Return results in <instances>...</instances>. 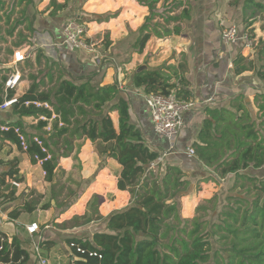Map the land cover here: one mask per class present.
Listing matches in <instances>:
<instances>
[{
  "label": "trees",
  "instance_id": "1",
  "mask_svg": "<svg viewBox=\"0 0 264 264\" xmlns=\"http://www.w3.org/2000/svg\"><path fill=\"white\" fill-rule=\"evenodd\" d=\"M8 1L12 2L10 8H6ZM32 1L0 0V21L4 20L5 24L10 23L15 6L24 4L19 8L18 17L12 19L11 28L6 29L8 36L25 22L23 18H27L26 9ZM67 1L51 0L50 14L65 8ZM138 1L147 7L148 13L132 44L137 53L143 50L151 34L157 37L180 34L182 20L190 18L194 7L191 0H188L190 5L184 0H170L168 6L165 4L167 0H163L159 8L156 4L160 0ZM242 9L245 14L253 9L246 16L247 26L257 13L264 12V2L244 0ZM31 17L24 29L29 36L24 37L19 31L18 36L25 40L34 32L32 21L36 15ZM170 24L173 25L169 27ZM237 27L245 29L240 25ZM20 38L13 46L24 42ZM0 40L5 41V37L1 36ZM257 46L255 53L248 55H242L240 43L230 47L232 52L238 51L232 60V67H235L231 73L235 80L254 75L264 82V41ZM7 51L13 54L11 48ZM39 57L40 53L37 54ZM54 61L39 69L37 74L29 75L31 83L27 90L8 106L17 120L1 123L8 128L0 129V139L21 150L19 133L24 138L25 152L31 163L37 162L35 156L42 159L40 165L45 181L50 184V198L59 212L83 192L80 182L69 177L61 182L65 174L59 164L61 157L77 160L81 140L89 139L101 166H108V159L116 163L117 168L112 167V171L117 178V188L129 192L130 202L105 218L101 215L93 217L98 213L100 198L92 196L89 202L92 211L82 217L84 222L103 221L104 231L94 232L90 239H66L68 245L73 243L71 250L77 257L76 264H264V177L246 172L264 167V92L253 95L256 115L252 114L240 91L224 96L218 105L205 107V117L191 144L196 161L201 162L205 170L193 179L180 167L162 160L161 153L145 143L140 129L130 121L129 103L123 97L118 81L101 85L92 82V75L68 79L65 78L68 77L67 70L60 62ZM25 64L29 65L28 59ZM6 79V76L0 79V105L15 95L12 88H5ZM239 84L241 86V82ZM130 85L143 92L144 100L149 93L173 92L179 99L194 101L186 87L187 81L176 72L135 70ZM112 112L117 113V126L113 124ZM24 117L35 120L30 126L33 131L27 130L22 120ZM48 125L50 128L46 130ZM34 137L41 140L46 151H42ZM47 154L49 157L44 159ZM12 162L0 172V205L17 198L16 187L9 179L22 181L17 164ZM226 178L232 180V184L220 207L217 195H213L206 203L196 206V214L191 218L181 215L180 197L194 185L198 189L202 182L217 184L219 179ZM66 181L76 187H66ZM245 185L255 190L251 197L232 190ZM249 188L246 192L250 191ZM34 203V200L24 201L9 211V218L16 219L22 212H32ZM48 207L49 203L43 205V208ZM78 219L80 217H73V221ZM76 247L84 253L76 252ZM92 252L101 257L89 255ZM39 263L40 258L31 243L21 241L16 235L8 237L0 229V264Z\"/></svg>",
  "mask_w": 264,
  "mask_h": 264
},
{
  "label": "crops",
  "instance_id": "2",
  "mask_svg": "<svg viewBox=\"0 0 264 264\" xmlns=\"http://www.w3.org/2000/svg\"><path fill=\"white\" fill-rule=\"evenodd\" d=\"M50 1L43 0L42 7L43 9L46 7V13H38V16L33 20L32 27L34 28V32L29 39L34 44V50L33 55L28 59L29 65H27V68L24 66L21 68L19 65L14 68L10 67L9 69V66L6 64H10V61L5 63V66H0L2 69L0 71V79L2 76H6V82L17 71L20 75L17 82L9 87L15 91L13 97L17 98L27 90L31 83V79H29L31 73L37 74L39 69L46 68L48 64L55 62L54 60L60 62L67 70L68 77L65 76V78L68 79L92 75V82L100 83L101 85L118 81L122 89L121 93L129 103L130 121L140 129L149 148L159 151L162 160L168 161L173 154L176 155L177 158L173 161V164L189 174L191 178L197 179L203 173L205 167L201 162L196 161L193 151L190 153L188 150H192L191 144L195 141L201 121L205 117V107L218 105L225 98V91L223 89L227 82L228 62L232 63L230 57L232 53L231 48L226 47L221 42L220 32L217 29H210V25H207L210 14V12L208 13L210 8L209 0H198L197 6L192 8L188 20L192 21L196 17L197 20L194 25L187 26L186 23H183L181 32L178 35L171 34L157 37L151 34L143 50L139 53L133 51L132 44L138 35V27L147 15V7L136 2L137 0H134L135 3L131 0H87L85 2L82 6L84 8L83 14L89 16L91 19H86L89 20L87 22L89 27L88 32L98 42L95 53H89L85 50L71 52L62 46L63 26L68 20L72 19L68 17L74 11L67 3L66 7L62 10L50 14L52 10ZM57 1L61 2V0ZM121 7L122 9H120ZM38 10L40 11L41 8ZM109 10H112L113 14L107 20H92V15L98 17L99 15H104ZM26 16H28V13ZM80 18L78 17L80 21L85 19ZM25 23L27 24V21L23 25ZM38 53H40L39 58H37ZM9 56L12 60V55L10 54ZM137 60H143L145 62L143 64H146L148 69L151 70L162 69L164 72L171 74L176 72L178 76L187 81L188 85L186 87L194 97L195 105L187 114L185 113L181 129L173 139L168 140V143H165L161 136H158L153 130L143 92L139 88H132L130 85L131 76L138 68L136 66ZM13 64L16 65L15 63ZM36 68L39 69L35 72ZM132 69L135 70L131 72ZM6 87L7 85L5 84ZM236 87L233 84L230 88V93L235 94L238 91ZM111 118L114 126H117V113L112 112ZM16 120L17 116L13 115L10 107L0 108V125H3L1 124L3 122L9 123ZM22 120H30L32 123H35V120H32L30 117H24ZM49 128L48 125L46 130H49ZM81 143L77 160H73L71 157H61L59 161L61 168L65 170L61 182H64L65 178L69 177L80 182L83 187V192L77 202L61 214L60 220L62 222L73 221V217L75 216H83L86 206L93 195H98L100 198L97 203L99 204L97 210L104 218L112 211L120 209L130 202L129 192L118 190L117 188V178L114 175L115 172L112 171V167L117 168L116 163L108 159V166H101L99 164L100 158L95 153L91 141L83 139ZM175 150L178 151L174 152ZM10 161L17 164L16 167L22 177V181L18 182V186H15L13 184L15 180L9 179L11 185L16 187L15 198H17L15 201L0 205V229L8 237L16 235L23 241L24 237L19 226L22 225L24 228L25 216L33 213L36 214V211H46L53 206L55 207V203L50 198V184L44 179L45 175L41 169V162L31 163L25 149L22 148L20 150L9 141L0 139V172L5 170L6 164ZM154 167L157 166L155 165ZM67 185L71 186L74 183L66 181L65 186ZM199 185L196 191L190 193V199H186L187 195V197H183L181 207L183 206L185 212L187 204L190 203L188 200L194 199L195 195H198V198H200L204 196L205 192H207V195H210L212 186L218 188L214 182H202ZM47 186V200L43 204L39 201L42 196L37 194V192L40 193V189ZM32 200L35 202V209L32 212H22L16 219L9 218L10 210L23 204L24 201ZM46 203H49V207L43 208V205ZM188 210L190 211V208ZM192 216L186 217L190 218ZM92 222L91 220L90 222H85L86 224L83 225L79 223L80 226L75 225L72 228L74 234L65 237V244L60 245L61 251L57 254V258L53 259L54 262L51 263L50 260L42 257L46 260L45 263L76 264L75 260L77 257L73 255L66 239L71 237L90 239L94 232L89 234L86 232V228ZM98 231H104V229ZM37 232L29 234L26 230L29 240H32L31 247L39 250L37 254L40 258L39 264H41L40 253L42 254V251L45 250L51 252L56 245H51L54 243L47 241L49 238L46 234L40 236ZM80 232H83V234H79ZM51 240L53 241V239Z\"/></svg>",
  "mask_w": 264,
  "mask_h": 264
},
{
  "label": "rangeland",
  "instance_id": "3",
  "mask_svg": "<svg viewBox=\"0 0 264 264\" xmlns=\"http://www.w3.org/2000/svg\"><path fill=\"white\" fill-rule=\"evenodd\" d=\"M67 0H61V2H64ZM87 0H68L67 3L70 5V8L74 11L72 15H70L68 18H75V17H81V18H85L83 20H85L86 22H89V20H91L89 18V16L83 14V9L82 6L85 4ZM132 2H134V0H131ZM136 1V0H135ZM186 5H190L188 3V0H184ZM198 1V0H197ZM258 1V0H255ZM259 1H263L264 0H259ZM136 2H139L138 0ZM163 0H160L157 4L156 7L159 8L160 4H162ZM192 2L194 3V6H197V2L192 0ZM244 0H209L208 3L210 4V8L208 10L209 14V20L207 25H210V29L214 28L217 29L220 33L225 29L226 26H230V25H240L243 26L247 31H249L253 38H254V44L253 47L251 49H246V50H242L241 49V53L242 55H248L251 54L252 52L255 53L256 51V47H258L257 45H259V42L264 41V12L262 13H257L254 17L252 18V23L246 26V16L250 15V13L252 12L253 9L249 10L246 12L243 11L242 9V5H243ZM42 3L43 0H33L32 3L27 7L26 11L28 13L27 18H23V20L27 21V24L25 23L24 25L21 24L19 25L17 28H15L13 30V35L12 36H8L6 34V29H10L12 26V19L15 17H18L19 15V8L22 7L24 4H20L19 7L15 6L13 15L11 16V20L9 24H5L4 20L0 21V37L4 36L5 37V41H1L0 40V66L3 67L5 66V63H8L10 61V64H6L7 66L10 67H26L27 65L25 64V60L31 58V56L33 55V50H34V44L32 41H30V37L28 38V40H25V38H20L19 35V31H21L24 35V37L29 36V33L24 30L25 27L29 24L30 19H32L31 15L35 14L36 16H38V13H42L45 14V9L46 7L43 9L42 7ZM135 3V2H134ZM170 3V0H167L165 2V4L168 6V4ZM12 2L9 3V1L6 3V8H10L11 7ZM73 4V5H72ZM41 10L39 11L38 9ZM122 9V7L120 8ZM146 9V8H145ZM179 9H176L175 12L179 11ZM225 10V12H224ZM112 10H109L107 12H105L104 15H99L98 17H95L94 15H92V20H96V21H100L101 19L103 20H107L110 16H112ZM147 13H148V9H147ZM245 14V15H244ZM30 15V16H29ZM78 15V16H77ZM243 16L244 19L243 20ZM80 18V19H81ZM89 19V20H86ZM254 19V20H253ZM66 20V19H65ZM156 20L162 22V20H160L159 18H157ZM197 18L195 17L194 20H182L181 23V27L183 23H186L187 26L190 25H194L196 22ZM24 23V22H23ZM33 23V21H32ZM173 24H170V26H172ZM246 26V27H245ZM167 36V35H165ZM21 39V41H24L21 43L20 46H13V44L18 40ZM7 48H11V49H18V48H23V50L25 51V60L21 62V64L17 63L16 65L13 64L11 58H10V54L7 51ZM238 51L232 52L230 54L231 59L233 60L234 57L236 56ZM141 61V62H140ZM230 62V61H229ZM229 68H228V73H227V79H226V83H225V88L223 89V91H225V96L227 97L228 95H232V93H230V88L234 85H236V89H238V92H242L243 95L246 98V104L248 106V108L251 110L253 115H256V108L255 105L253 103V95L256 92H264V82L263 81H259L257 78L254 77V75L250 76V75H245V76H241V78H238V80H235V77L232 75V71L234 70L235 65H233V67H230L232 65V63H229ZM143 60H137L136 62V66H140L142 65ZM0 67V71L2 70ZM43 67H45V65H43ZM41 68V67H40ZM4 69V68H3ZM39 68H36L35 72L38 70ZM136 69V68H135ZM135 69H132L131 72ZM22 70V69H21ZM8 76V75H7ZM241 82V86H239ZM236 83V84H235ZM229 86V87H228ZM148 109V108H147ZM149 112V111H148ZM187 114V113H186ZM185 116V115H184ZM115 120V119H114ZM184 120V119H183ZM25 124H26V128L29 131H33V129L30 126H33L34 123H32L30 120H24ZM158 136H161L158 134ZM161 138L165 141V143H168V138L161 136ZM170 141V140H169ZM167 145V144H166ZM178 150H175L174 152H177ZM177 158L176 155L173 154V156H171V159H169L168 161H170V163H173V161H175ZM100 164V163H99ZM247 173L251 174V175H256L258 177H264V167L257 169V170H251L249 169V171H246ZM85 179V178H84ZM83 179V181H84ZM230 180V179H229ZM227 178L220 180L219 179V183L216 184V186L218 188H215V186H212L211 189V194L207 195V192L204 193V196H201L200 198H198V195L194 196V199L192 198L190 201L188 200L187 204V208H186V212L183 209V206L181 207V202L183 201V197L186 196V199H190L189 197L191 196L190 193L196 191V187L195 185L191 188V190L184 196L180 197V213L183 217L186 216H194L195 213V208L197 205L199 204H203L206 203V200L211 198L213 195H217V203H218V207H220L221 204L224 203V197L227 194V192L229 191V187L232 184V180L229 181ZM68 187V185L66 186ZM71 187H76L74 185H71ZM249 186H244L243 188L238 187L235 189H232L235 193H238L240 191L241 195H244L245 197H251V194L255 191L253 189L249 190L246 192V189H248ZM201 189V188H200ZM199 189V190H200ZM216 189V190H215ZM41 192L37 194H40L42 196V198L39 200L40 203H45L47 200V195H48V186L41 188L40 189ZM66 188L64 189L65 192ZM189 194V195H188ZM193 195V194H192ZM81 197V195L79 196V198ZM78 198V199H79ZM77 199V200H78ZM77 200L73 201L64 211L59 212L57 208H55L54 206L51 207L48 210H41L39 212L36 211V214L33 213L31 215H26V219L24 220L25 224H24V228L23 226H19L20 230L22 231V235H23V241L25 243H31L32 244V240H29V236L26 234V225L30 224L31 222L35 221L38 223L39 225V230H38V235L43 236L44 234L47 235V237L49 238L47 241L48 242H52L54 244L51 245H56L52 251L50 252L49 250H45L42 251L43 253L41 255V264H46V260L43 258H47L48 260H50V262H54L53 259L57 258V254L59 253V251H61V249L59 248L61 244H65L64 240L65 237L70 235V234H74L72 231V228L77 225L80 226L79 223L86 224L85 218L82 217V215L80 216V219L77 221H72L69 220L68 222H62V220H60V216L61 214H63V212H65L67 209L70 208V206H72L74 203L77 202ZM92 201V197L90 199V202ZM210 205V203L208 204ZM99 204H97V209H98ZM184 208H185V204H184ZM188 208H190V211L188 210ZM92 211L91 207H90V203L87 204L86 206V210L84 212L87 213L88 215L90 214V212ZM98 211V210H97ZM83 214V215H84ZM99 216V212L97 214H94L93 217ZM188 218V217H187ZM191 218V217H190ZM93 222L88 224V227L86 228V232H88L89 234H92L95 231L98 230H103L104 229V222L98 219H93ZM80 228V227H79ZM79 234H83V232H80ZM53 239V241L51 240ZM27 241V242H26ZM39 249V248H36ZM37 252H39V250H37ZM43 257V258H42Z\"/></svg>",
  "mask_w": 264,
  "mask_h": 264
},
{
  "label": "built area",
  "instance_id": "4",
  "mask_svg": "<svg viewBox=\"0 0 264 264\" xmlns=\"http://www.w3.org/2000/svg\"><path fill=\"white\" fill-rule=\"evenodd\" d=\"M88 30L89 27L87 22L83 20L80 21L77 17L68 20L62 29V46L71 52L85 50L89 53H95L98 42L93 35L89 34ZM220 39L226 47H231L240 43L242 45V50L251 49L254 44L252 34L246 29H239L237 25L226 26L220 34ZM12 60L15 64L24 61L25 51L21 48L13 50ZM19 76L18 71L12 75V77L6 82L7 87L13 86V84H15L19 79ZM15 101L16 97L6 99L0 105V108L8 107ZM145 102L149 111V117L153 130L155 133L168 139H173L178 134L183 125L185 113H187L195 105V101L179 99L173 92L168 94L149 93L145 96ZM7 128L8 127L5 125H0L1 130H6ZM14 130L18 133L17 128ZM18 136L22 148L26 149L27 146L23 136L19 133ZM34 141L41 146L42 151H46V148L42 146L40 139L34 137ZM188 151L190 153L192 152L191 149ZM48 157L49 154H47L44 159ZM35 158L39 162L42 160L38 159L37 156H35ZM13 184L15 186L19 185L16 181H13ZM26 230L29 234L37 232L38 223L35 221L31 222L26 225ZM69 247H73V243H70ZM76 252L84 253V251L79 247H76ZM89 255L97 256L98 258L101 257V255L95 252L89 253Z\"/></svg>",
  "mask_w": 264,
  "mask_h": 264
},
{
  "label": "water",
  "instance_id": "5",
  "mask_svg": "<svg viewBox=\"0 0 264 264\" xmlns=\"http://www.w3.org/2000/svg\"><path fill=\"white\" fill-rule=\"evenodd\" d=\"M143 69H148V67H147L146 64H142V65H140V66L136 69V71H141V70H143Z\"/></svg>",
  "mask_w": 264,
  "mask_h": 264
}]
</instances>
